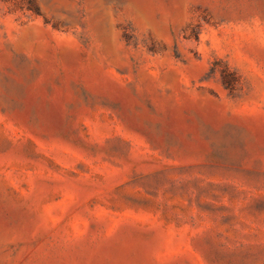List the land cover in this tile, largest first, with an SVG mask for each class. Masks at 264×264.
<instances>
[{"label":"rangeland","instance_id":"1","mask_svg":"<svg viewBox=\"0 0 264 264\" xmlns=\"http://www.w3.org/2000/svg\"><path fill=\"white\" fill-rule=\"evenodd\" d=\"M0 264H264V0H0Z\"/></svg>","mask_w":264,"mask_h":264}]
</instances>
